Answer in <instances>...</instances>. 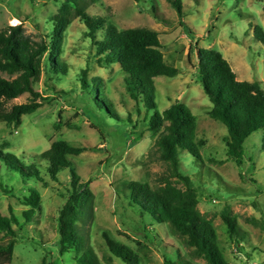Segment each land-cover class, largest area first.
Instances as JSON below:
<instances>
[{
    "label": "rangeland",
    "instance_id": "obj_1",
    "mask_svg": "<svg viewBox=\"0 0 264 264\" xmlns=\"http://www.w3.org/2000/svg\"><path fill=\"white\" fill-rule=\"evenodd\" d=\"M61 1L0 0V28L22 23L33 39L48 41L52 33L50 18L59 12ZM182 3L184 17L170 0H99L89 12L106 17L120 29L147 27L159 33L165 59L180 73L156 78L158 108L162 111L176 101L184 102L198 119L203 159L182 151L181 160L183 172L199 189V208L213 221L229 264H264L262 137L255 134L247 140L242 166L229 155L225 141L228 129L210 116L212 103L199 82L194 48L197 42L199 47L219 49L239 80H260L264 86V43L255 36V27H264L263 5L261 0ZM87 32L80 19L68 27L62 51L68 73L55 74L46 67L35 85L46 98L44 105L34 114L25 115L19 127L0 123V151L14 153L24 164L37 163L45 178L44 182L25 180L21 173L0 166V211L11 215L13 210L20 221L14 225L18 242L13 264H43L44 258L47 264H77L75 252L62 255L59 249V215L72 188L70 171L60 173L58 180L51 178L48 162L41 156L58 139L91 147L73 156L72 161L94 193L92 213L80 222V230L103 264H126L109 250L104 230L140 254L141 264H168L167 259L178 261L179 255L195 264H208L203 258H192L168 224L154 221L143 215L140 207L131 205L129 182L138 180L157 187L167 164L156 154L157 136L147 127V106L129 93L119 64L101 65L97 45ZM84 69H89L90 78H103L121 123L99 108V102L85 91L81 81ZM0 75L8 79L17 76L1 71ZM30 98L25 93L11 103H25ZM31 188L40 191V205L24 228V212L31 208L27 203ZM224 211L237 218L241 234L230 237Z\"/></svg>",
    "mask_w": 264,
    "mask_h": 264
},
{
    "label": "trees",
    "instance_id": "obj_2",
    "mask_svg": "<svg viewBox=\"0 0 264 264\" xmlns=\"http://www.w3.org/2000/svg\"><path fill=\"white\" fill-rule=\"evenodd\" d=\"M98 2L62 0L59 12L50 18L52 33L48 41L33 39L26 33L22 23L0 28V71L11 76L17 75L10 79L0 75V123L19 127L25 115L34 114L44 105L46 98L36 90L35 85L41 80L46 67L55 74L68 73L62 59L63 40L73 21L82 20L88 28L87 35L97 45L101 65L110 67L119 64L125 74L129 93L147 106V127L157 136L156 154L167 164V170L157 187L138 180L129 182L131 205L135 209L140 207L143 215L150 216L154 221L168 224L171 232L181 238L189 249L192 258H203L208 264H229L213 221L199 208V189L193 178L182 170V151H188L199 160L203 159L197 116L189 105L180 101L162 111L158 108L156 78L176 77L180 69L165 59L157 31L147 27L120 29L106 17L89 12V8ZM170 2L184 17L182 0ZM261 2L264 11V0ZM182 24L191 32L186 22L182 21ZM255 36L264 43L263 26L255 27ZM195 45L199 61V82L212 103L210 116L227 127L225 141L228 153L242 166L247 157L246 142L249 138L261 134L264 149L263 83L260 80H239L222 51L199 47L197 42ZM81 81L85 91L90 92L93 100L99 102V108L120 122L103 78H90L89 69H84ZM25 93L31 95L28 102L11 103ZM90 149L89 146H76L66 139H58L41 154L48 162L51 178L58 180L60 173L67 169L70 171L72 188L59 215V249L62 255L75 252L77 264H103L94 247L86 243L80 230V222L92 213L94 193L90 183L82 181L72 161L73 156ZM0 166L21 173L25 180L45 181L37 163L24 164L14 153L0 151ZM27 199L31 208L24 212L27 218L22 225L24 228L32 221L40 205V191L31 188ZM223 220L231 238L241 234L235 216L224 211ZM252 221L260 223L255 219ZM19 223L13 210L11 215L0 211V264H13L18 242V232L14 225ZM103 236L112 254L124 263H142L140 254L117 240L108 230L103 231ZM179 256L178 261L167 259L168 264H195L190 258ZM43 264H47L45 258Z\"/></svg>",
    "mask_w": 264,
    "mask_h": 264
}]
</instances>
